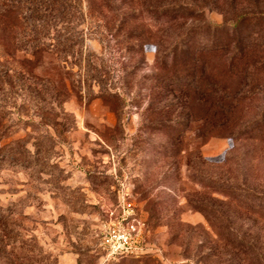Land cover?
I'll list each match as a JSON object with an SVG mask.
<instances>
[{
	"label": "rangeland",
	"instance_id": "1",
	"mask_svg": "<svg viewBox=\"0 0 264 264\" xmlns=\"http://www.w3.org/2000/svg\"><path fill=\"white\" fill-rule=\"evenodd\" d=\"M68 2L71 20L36 55L7 56L0 204L12 213L0 264H264V31L252 22L228 35L227 65L211 48L226 35L194 30L254 0ZM188 32V51L162 61ZM122 196L137 249L109 255L102 235Z\"/></svg>",
	"mask_w": 264,
	"mask_h": 264
},
{
	"label": "trees",
	"instance_id": "2",
	"mask_svg": "<svg viewBox=\"0 0 264 264\" xmlns=\"http://www.w3.org/2000/svg\"><path fill=\"white\" fill-rule=\"evenodd\" d=\"M260 1L254 0V8L243 11L234 19L226 20L221 24H199L194 27V30L196 31V34H199L202 31L201 29L206 26L212 28L214 31H216V33H224L226 35L223 41L215 43L211 48L226 52L225 64L228 65V35L230 36V41H238L244 26L247 23L252 22H254V25L259 26L262 31H264V0L262 2ZM186 6L190 8L193 7L191 3H186ZM70 9L71 4L68 2V0H0V87H4V85L10 86L12 77L16 76V67L11 66V62L8 60V57H11L12 55H10L9 49L16 53L31 48L33 52L32 54L36 55V53L43 48L41 46V39L49 37L56 22H64L68 20ZM155 10L159 9H154V11ZM24 12H28L29 15L25 16ZM25 18L29 21H27ZM165 18L168 20L169 18H172V16L169 17L167 14ZM24 21H27V26L29 29L28 33H25L26 31L23 33L27 37V42L25 44L23 43V37L21 38L20 36L22 33L18 28V26ZM190 35L191 32H188L185 34V36L179 37L180 39L178 38L179 40L173 49L169 51V53L163 54L162 61H167L170 59L173 54H177L179 52L178 50L188 51V44L192 39ZM60 43L62 46L72 48L70 43L69 45H66V43H63V41ZM242 55L243 47L241 48V46L237 45L229 57V61L239 58ZM43 85L47 88L46 92L52 93L49 83ZM27 86L30 87V89L32 87V85ZM36 93V95L39 96L41 91ZM0 99L2 100L1 97ZM252 129L253 127L245 129V132ZM245 135L246 133H242L241 136ZM243 190V199H247L248 201H258L261 199L257 192L246 188ZM222 193L225 195H230V193ZM196 210L203 211L205 209L204 207L198 205ZM7 211L8 209L4 208L3 205L0 204V259L6 255L5 253H7L6 247L1 244L3 242L2 233H4L7 229V218L9 214L11 215L12 213H8ZM206 217L211 220V216L206 215ZM12 254L14 253L12 252ZM9 264L16 263L14 262Z\"/></svg>",
	"mask_w": 264,
	"mask_h": 264
},
{
	"label": "built area",
	"instance_id": "3",
	"mask_svg": "<svg viewBox=\"0 0 264 264\" xmlns=\"http://www.w3.org/2000/svg\"><path fill=\"white\" fill-rule=\"evenodd\" d=\"M123 213L120 219L112 225L109 224L103 231L102 246L109 252V255L133 254L137 249L138 226L135 220H130L133 210L125 203V196H122Z\"/></svg>",
	"mask_w": 264,
	"mask_h": 264
}]
</instances>
